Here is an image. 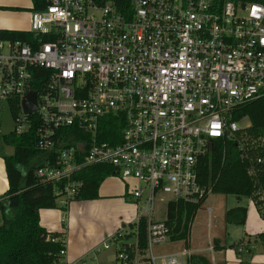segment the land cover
I'll use <instances>...</instances> for the list:
<instances>
[{
  "label": "built area",
  "instance_id": "2783aa9c",
  "mask_svg": "<svg viewBox=\"0 0 264 264\" xmlns=\"http://www.w3.org/2000/svg\"><path fill=\"white\" fill-rule=\"evenodd\" d=\"M117 3L43 0L33 8L34 42L0 40V103L18 105L15 134L38 124L45 164L34 175L60 204L78 192L85 167L110 166L124 182L137 209L131 227L114 234L117 264H185L182 254H154L169 240L156 208L206 200L214 181L203 182L201 160L214 140L235 139L234 111L264 94V0ZM28 92L36 110L25 114ZM258 146L264 137L251 151Z\"/></svg>",
  "mask_w": 264,
  "mask_h": 264
},
{
  "label": "trees",
  "instance_id": "16d2710c",
  "mask_svg": "<svg viewBox=\"0 0 264 264\" xmlns=\"http://www.w3.org/2000/svg\"><path fill=\"white\" fill-rule=\"evenodd\" d=\"M31 1L33 8L43 6V0ZM117 4L121 5L119 0ZM1 9L3 8L0 7ZM0 40L35 41L29 30L3 28H0ZM18 109V105H10L12 117ZM245 119H248L249 125L241 127L236 132L235 139L213 141L212 151L201 160L200 174L204 183L214 181L213 193L234 195L237 201L242 196L249 197L264 220V148L258 146L252 151L250 149V146L256 144V140L264 137V94L238 107L231 120L240 122ZM37 128L38 124L33 121L28 130L21 134L10 132L1 136L2 143L11 145L13 152L6 155L0 151L8 182L7 190L0 196V264H59L64 258L60 251L65 242L59 238V233L48 232L39 224V209L57 208L66 214L71 201L97 198L101 181L114 173L110 166L101 164L81 169L75 176L82 180L78 192L67 203L60 204L59 197L53 194L52 186L42 185L34 175V170L45 164V160H39L44 153L36 146ZM112 130L118 133L120 128L114 127ZM102 139L109 138L102 136ZM259 156L263 158L262 163L256 160ZM249 170L253 172L249 173ZM37 193L40 196L35 197ZM199 205L182 200L168 203L165 224L169 229L170 241L183 240L187 246L189 224ZM246 213L243 206L229 208L224 213L225 222L242 225L245 223ZM144 233L142 224V248L145 247ZM56 237L58 239L52 240ZM251 241L264 245V231L254 234L251 240L250 235L244 234L230 247L241 253L237 251V247H247ZM217 243L218 240L214 239L212 247L216 249ZM187 264L210 262L202 255H190ZM241 264H248V259H243Z\"/></svg>",
  "mask_w": 264,
  "mask_h": 264
},
{
  "label": "crops",
  "instance_id": "0c3cea01",
  "mask_svg": "<svg viewBox=\"0 0 264 264\" xmlns=\"http://www.w3.org/2000/svg\"><path fill=\"white\" fill-rule=\"evenodd\" d=\"M2 4L4 3L0 0V7H2ZM1 11L2 10H0V13ZM7 188L8 182L5 175L4 163L0 157V196L7 190ZM38 196H40V194L37 193L35 197ZM130 201V197L125 195V184L123 185L121 181L108 176L99 184L97 198L91 200L71 201L67 207L66 214L57 208L39 209V224L48 232L59 233L61 235L59 238H62L65 242V255L59 264H86L85 257L90 253L99 252L98 248L102 244H113L117 253V245L113 238L114 234L120 226L131 227L136 217L137 208L135 209ZM236 206L240 205L232 207ZM109 208H113L117 213L115 219L108 224L99 222L102 219L104 211ZM211 212L212 209L208 214L210 215ZM251 213H253L252 210H248L249 219L254 217ZM117 216H120V220H117ZM246 219L248 218L246 217ZM1 223L2 214L0 211V224ZM263 231L264 222L255 221L252 227L247 228V231L244 234L250 235L251 240L254 234ZM213 240L214 239L211 240L208 250H210L211 254L217 252L216 256L212 254V259H214V261H212L207 255L193 252L192 250H183L178 253H161L157 255L182 254V259L185 264H187V259L190 255H202L210 262V264H241L243 259H248V264H264V245L260 242L251 241L248 243L247 247L244 245L243 250L239 251L237 248V251L241 252L237 253L234 248H230L229 250L225 249V246H223L217 238V247L216 249L213 248ZM203 250L207 249L205 248ZM115 262L117 263L116 254ZM159 264H161L160 261Z\"/></svg>",
  "mask_w": 264,
  "mask_h": 264
},
{
  "label": "rangeland",
  "instance_id": "374dc122",
  "mask_svg": "<svg viewBox=\"0 0 264 264\" xmlns=\"http://www.w3.org/2000/svg\"><path fill=\"white\" fill-rule=\"evenodd\" d=\"M3 9L0 13V27L3 29H18L29 30L30 29V13L32 12L31 0H1ZM14 119L10 112L8 102L0 103V151L6 155H10L13 152L11 145H5L1 141V136L14 132ZM240 127H246L249 125L248 119L242 120L238 123ZM111 177L124 182L117 176L111 175ZM128 202V201H127ZM136 209V204L131 202ZM235 205H242L247 208V218L242 225L228 224L224 221L223 214L226 209ZM211 208L212 212L209 215L208 209ZM166 204L165 202H159L157 205L156 218L164 219L166 217ZM252 210L251 219H249L248 210ZM116 212L113 208L106 209L103 213L102 219L99 222L110 223L115 219ZM120 220V216H117V220ZM255 221L264 222L258 213L255 205L247 196L237 198L234 195H223L210 193L207 199L203 201L197 208L189 224L188 243L187 246L183 240L179 241H166L165 243L153 245L152 249L154 254L161 253H178L183 250H192L200 254L207 255L212 261V254L208 247L212 239H219L220 243L225 246V249L229 250L232 243H236L247 231V228L252 227ZM207 250H203V249ZM99 252L90 253L85 257L86 264H117L115 262V246L111 243L108 245L102 244L99 248ZM224 253V252H222ZM95 258V259H94ZM185 258V257H184ZM159 264V261H156Z\"/></svg>",
  "mask_w": 264,
  "mask_h": 264
},
{
  "label": "water",
  "instance_id": "95a60500",
  "mask_svg": "<svg viewBox=\"0 0 264 264\" xmlns=\"http://www.w3.org/2000/svg\"><path fill=\"white\" fill-rule=\"evenodd\" d=\"M36 93L28 92L21 101V106L25 114H30L36 110Z\"/></svg>",
  "mask_w": 264,
  "mask_h": 264
}]
</instances>
